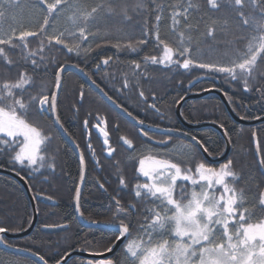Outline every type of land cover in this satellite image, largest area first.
Returning a JSON list of instances; mask_svg holds the SVG:
<instances>
[{"label": "trees", "instance_id": "trees-1", "mask_svg": "<svg viewBox=\"0 0 264 264\" xmlns=\"http://www.w3.org/2000/svg\"><path fill=\"white\" fill-rule=\"evenodd\" d=\"M4 2L6 0H0V3ZM84 2L95 7L97 4L107 3L108 0H84ZM134 2L135 0H128L129 5ZM158 2L167 4L176 3L177 0H158ZM195 2L200 5L201 11L194 12L189 19L192 30L185 31L184 27L179 29L185 31L186 37L192 40V56L201 62H215L226 60L235 51H242L246 40L239 39V32L236 30L246 27L241 26L242 22L236 18L235 10L222 7L219 12L210 13L211 19L206 23L205 20L200 19L206 12V0H195ZM147 7L154 6L149 3ZM244 11L246 16H255L252 5L247 3V0ZM128 15L130 21H124L119 15L105 12L103 19L91 27L95 39L93 35H89L87 41L81 42L79 39L76 41L81 44L82 49L90 48L86 53L83 51L80 54L69 53L63 45H55L54 42L48 45L46 37L41 35L28 38L27 50L23 49L18 40H14L15 47L4 46L13 64L7 65L0 57V82L4 80L15 82L21 72H26L31 77V86H26L28 93L34 96L42 92L50 94L55 90L54 74L59 65H75L83 69L108 96L131 112L139 121L143 120L145 124L157 128L179 129L196 137L211 155L220 156V153H224L226 144L218 129L202 126L186 127L185 130L176 113L177 104L187 94L214 90L215 92L212 91L201 97L187 99L182 106V115L192 124H223L232 145L229 156L222 163H210L194 143L173 134L171 136L174 137V141H185L193 147L191 155L176 152L175 160L190 161L189 166L193 168L194 163L199 161L219 168L221 164L231 159L232 171L236 173L237 178L235 180L228 178L229 185L239 193H243L248 208L254 207L256 214L252 215L251 220L263 219L264 208L259 206V197L264 192V174L256 158L253 133L257 134L261 156L264 159V121L256 125L235 121L219 93L223 92L226 95L238 116L249 120L257 119L256 117L264 118V95L256 91L257 88H264V60L258 57L256 70L249 79L250 91H245L242 79L231 80L223 74H211L199 68L184 70L178 66L165 67L151 63L145 65V57L161 55L162 50L156 48L152 42L142 46L137 52L126 48L118 50L114 45L118 42L117 38L122 35L141 38L138 26L145 20L149 24L154 23L155 14L129 11ZM256 19L259 17L256 16ZM211 20H217L218 24L214 36L208 37L206 33L211 26ZM42 22V13L38 10V6L34 8L30 0H21L19 8H9L5 17L0 18V27L3 28L0 38H7L5 33L9 28L14 29L17 35L21 30L39 32V25ZM57 23L60 31L69 26L66 17H62ZM222 24L223 28L219 30ZM169 25L170 20L165 18L160 26L161 33L175 45L177 37L169 31ZM51 33L52 29L49 28L48 34ZM250 34L252 32L247 33ZM41 41L45 45L43 52L45 62L34 70L31 58L26 59V56L28 51H37L38 55L34 58L39 62ZM72 42L67 41L69 44ZM119 42L126 44L127 40L122 39ZM109 57L111 58L109 64L104 65L102 60ZM133 61L140 63L141 68L136 69ZM126 78L129 82L127 88L124 87ZM193 84L194 86H190ZM141 91L144 93L143 98L139 95ZM24 99L27 101L28 96L25 95ZM152 104H155L159 111L151 108ZM57 112L63 127L79 145L86 163V178L80 199L83 216L92 222L109 219L113 213H116L115 200H119L120 204L124 203L125 208L129 210L128 220L132 221L131 231L134 236L137 221L143 219L142 210L146 206H151L136 198L134 194L135 185L148 182L137 172V167L139 160L149 152V143L143 144L138 134V126L112 108L77 72L67 70L62 74ZM26 119L41 127L46 135L52 137L44 153L47 158L45 167L38 172L19 165L13 167L10 163L13 153L5 149L0 153V165H2L0 168L10 169L22 175L28 181L35 197L43 195L55 202L53 204L37 202L38 223L30 235L15 239L4 236V240L13 247L30 249L33 253L38 252L49 264H56L76 249L100 253L106 251L119 234L110 229L86 226L76 215L74 201L81 179V164L77 153L61 136L52 117H41L35 105L28 109ZM85 120L88 121L87 128L84 124ZM98 123H101V127H106L109 133V144L114 149L111 155L106 151L103 136L94 128ZM121 137L131 140L132 148H129ZM48 164H54V169L48 168ZM121 177L125 181L124 185L120 183ZM127 202L135 206L134 212L129 209ZM32 217L30 198L22 184L15 178L0 173V227L9 229L10 232H19L13 230H25L30 225ZM62 224L68 227L57 232L42 230L45 225ZM125 245L126 243L115 255L118 264L122 261L123 257L120 255ZM81 259L74 257L65 264H81ZM0 264H37V260L0 248Z\"/></svg>", "mask_w": 264, "mask_h": 264}, {"label": "snow or ice", "instance_id": "snow-or-ice-1", "mask_svg": "<svg viewBox=\"0 0 264 264\" xmlns=\"http://www.w3.org/2000/svg\"><path fill=\"white\" fill-rule=\"evenodd\" d=\"M20 2L21 0H15V2L6 0L0 3V18L5 17L9 8H19ZM149 3L154 7L148 8ZM247 3L252 5L255 16H246L244 11L246 0H206L205 15L200 17L206 23L211 19L210 13L219 12L222 7H229L235 10L236 18L242 22V27L252 28V34L240 37L242 40H247L246 50L236 51L224 61L201 62L192 56V40L186 37L185 31L192 30V25L189 23L192 14L201 11L200 5L195 0H177L176 3L167 4L160 3L158 0H135L131 5L128 0H108L107 3L97 4L95 7L86 4L84 0H30V4L34 8L38 6V10L42 13L43 22L39 25V32L21 30L17 35L14 29L9 28L5 33L7 38H0V57L7 65H12L13 61L7 56L4 46L15 47L13 41L18 40L23 49L27 50L28 38L37 35L45 36L48 45H52L53 42L55 45H63L69 53L80 54L82 51L86 53L90 48L82 49L81 44L76 41L77 39L81 42L87 41L89 35H93L95 39V35L91 33V27L103 19L105 12L119 15L124 21H130L129 11L154 13V23L149 24L145 20L138 26L141 38L122 35L117 38L118 42L114 46L118 50L126 48L137 52L142 46L152 42L156 48L162 50L161 55L145 57V65L151 63L165 67L178 66L184 70L199 68L207 73L223 74L231 80L242 79L245 91H250L249 79L253 77L256 70L258 57L264 60L262 55L264 54V7L261 6L264 5V0L259 2L247 0ZM69 13L71 15H68ZM256 16L259 19H256ZM62 17L67 18L69 26L60 31L57 22ZM165 18L170 20L169 31L177 37L175 45L161 33L160 26ZM217 24V20H211V26L206 33L208 37L214 36ZM181 27H184L185 31H179ZM49 28L52 29L51 34H48ZM0 32H3L2 27ZM122 39H126L127 43L121 44L119 41ZM68 40L73 42L69 44ZM44 48V42L41 41L39 62L34 58L38 55L37 51L27 52L26 59L31 58L34 70L45 62ZM110 60V57L106 58L102 63L108 65ZM133 65L136 69L141 68V64L135 61ZM65 67L66 65L60 64L57 68L54 74L55 90L50 94L42 92L34 96L28 93L26 86H31V77L26 72H21L15 82L9 80L0 82V153L5 149L13 153L10 159L13 167L19 165L36 172L45 167L47 158L44 153L52 137L46 135L41 127L26 119L28 109L32 105L36 106L41 117H52L53 123L65 133L67 132L57 112V93L61 88V73ZM92 83L95 84V81L93 80ZM128 86L129 82L126 78L124 87ZM256 91L264 95V88H257ZM25 95L28 96L27 101L24 99ZM139 95L143 98V91ZM107 98L112 99L110 96ZM150 107L159 111L155 104ZM123 111L129 117L132 116L126 108ZM256 118L259 119V117ZM101 123L94 125V128L103 136L106 151L111 155L114 149L109 144V133L106 127H101ZM138 123L141 126L144 125L143 120ZM84 124L87 128L88 121L85 120ZM220 127L224 129L223 124ZM153 130L162 131L169 137L167 140L156 142L160 148L164 149H167L171 135L180 131L159 128ZM224 132L227 135V129H224ZM142 134L145 137L148 136V132L143 129ZM253 135L255 136V133ZM121 139L129 148H132L131 140L126 137ZM192 140L196 141V137L193 136ZM76 147L78 148L79 145ZM89 148H91L90 144ZM203 150L208 151L207 148ZM175 151L176 147L173 146V149H168L163 155L167 156ZM180 151L191 155L193 150L191 145H184ZM146 161H150L148 167L145 166ZM80 164L84 165L82 152ZM260 164L264 166V159L260 160ZM232 165L231 159L221 164L219 168L199 161L193 168L181 167V163L174 162L171 158L156 156L141 158L137 172L148 182L135 185L134 194L136 198L151 206H146L142 210L143 219L137 221L134 236L131 231L132 221L118 220L117 215L122 214L127 217L129 210L125 209L119 200H115L116 214L113 220H118L115 230L119 232L116 240L133 237L125 245L127 264H264V219L256 223L250 222L253 213L244 207L243 193H237L236 189L230 187L228 183V178L233 180L237 178L236 173L232 171ZM54 167V164H48V168L54 169ZM81 178L83 179V167ZM120 183L125 184L122 177ZM217 191L220 192L219 195ZM75 199L76 211L83 218V213L79 211V187L76 189ZM259 206L264 208V192L260 194ZM129 209L134 212L135 206L129 205ZM45 227L57 226L45 225ZM22 230L14 229L13 231ZM8 231L9 229L0 227V234H6ZM6 243L3 235H0V244L6 245ZM14 251H28L31 256L37 258V264H48L45 257L38 252L33 253L30 249L19 248ZM57 264L60 262L58 261ZM100 264H113V261H101Z\"/></svg>", "mask_w": 264, "mask_h": 264}, {"label": "water", "instance_id": "water-1", "mask_svg": "<svg viewBox=\"0 0 264 264\" xmlns=\"http://www.w3.org/2000/svg\"><path fill=\"white\" fill-rule=\"evenodd\" d=\"M67 70H71V71L77 72L81 77H83L85 79V81L95 91H97L103 97V99L112 108H114L117 112H119L121 115H123L131 123L135 124L136 126H138L140 128H146V129H150L151 131L163 133L162 131L153 130V129H156L157 127H151V126H148V124H145V123H144L143 126L139 125V123H138L139 120L136 117H134L133 115L131 117H129L127 115V113L123 111V109H125V108H123L114 99L109 100L107 98L109 96L105 95V92L100 87H97L96 83L95 84L92 83V81H93L92 78L83 69L78 68L75 65L66 64V67H65L64 71H67ZM64 71L61 73V83H62V74L64 73ZM89 77H90V79H89ZM60 90H61V88L59 89V91L57 93V98L59 96ZM212 91H214V90H206V91L201 92V93H189V94H187L177 104L176 113H177L178 118L180 119L181 123L185 127L198 128V127H202V126H212V127L216 128V129H218L221 132V134H222V136L224 137V140H225L226 149H225L224 153L221 154L220 156L209 155L208 151L204 152L203 149L205 147L203 146V144L198 139H196V141H193L192 140V136L188 135L187 133H185L183 131H179V133L174 134V135L181 136V137L189 140L190 142L194 143L199 148V150L202 152V154L204 155L206 160H208L210 163L219 164V163L224 162L227 159V157L229 156V154L231 152V149H232V145L230 143V139H229L228 135H225L224 129H222L220 127V125H218L216 123L192 124V123L188 122L184 118V116L182 115V106H183V104L185 103V101L187 99L201 97V96H203L205 94H208V93H210ZM219 94H220V96H221V98L223 100V103L225 104L227 110L229 111L231 117L235 121H237L239 123L247 124V125H256V124H259L260 122L264 121V118L249 120V119H245V118H242V117L238 116L236 114V112L233 110V108H232L229 100L227 99L226 95L223 92L219 93ZM57 129L60 132L61 136L65 140H67V142L72 146V148L75 150V152L77 153V155H78V157L80 159L81 150L79 149V147L78 148L76 147L77 144L75 143V141L71 138V136L68 134V132L65 133L64 131H62L58 127H57ZM159 129H162V128H159ZM141 135L143 136V134H141ZM143 138L145 140L152 141L149 136H147V137L143 136ZM253 143H254V150H255L256 158L258 160L259 167L261 169L262 174H264V166H262L260 164V160L262 159V156H261L260 145H259L257 134H255V136H253ZM82 167H83V179L82 178L80 179L79 186H78L79 189H80V199H81V195H82L83 188H84V182H85V178H86V163H85V160H84V165L81 166V171H82ZM0 173L7 174V175L15 178L16 180H18L22 184V186L24 187L26 193L28 194V197L30 198V202H31L32 210H33V217H32L31 223L25 230L19 231V232H10V231H8L6 234H0V235H3V238L5 236V237H9V238H14V239L15 238L26 237V236L30 235V233L34 230V228L36 227V225L38 223L37 202L40 201V202L53 204L55 201H53L52 199H49L48 197H45L43 195H38L37 197H35L34 194L32 193V190H31L29 184H28V181L22 175H20L19 173L15 172L13 170H10V169H6V168H0ZM80 199H79V205H80ZM74 204H75V211H76V199L74 201ZM79 211L82 212L81 208H79ZM76 215H77L78 220L82 224H84L86 226L97 227V228H101V229H110V230L116 231L115 230V224L116 223H100V222L93 223L92 221L86 219L84 216L82 218L77 211H76ZM61 226H63V227H61ZM67 227H68V225H66V224L65 225L64 224L57 225V227H48V228H46L44 226V227H42V230L45 231V232H57V231L65 230ZM116 232L119 234L118 231H116ZM127 239L116 240L110 248H108L106 251L101 252V253L90 252V251L83 250V249H76V250L68 253L59 262H60V264H65L66 262H68L70 259H72L74 257H81V258L85 259V262L83 264H89V262H91V264H100L101 261H106V260H112L113 264H118L117 261L115 260V255L120 251L121 247L125 244ZM0 248H2L3 250H5L7 252H10V253L20 254V255H23V256H26V257H30V258H32L34 260H37V258L31 256L28 251H22V252L14 251V249H17V248L9 245L8 243H6V245L5 244H0ZM109 249H111V250L109 251Z\"/></svg>", "mask_w": 264, "mask_h": 264}, {"label": "flooded vegetation", "instance_id": "flooded-vegetation-1", "mask_svg": "<svg viewBox=\"0 0 264 264\" xmlns=\"http://www.w3.org/2000/svg\"><path fill=\"white\" fill-rule=\"evenodd\" d=\"M135 125V124H134ZM148 126H151V127H154V126H152V125H148ZM182 126L184 127V125L182 124ZM185 128V130L187 129L186 127H184ZM142 129H143V131H146V132H148V136L151 138V140L152 141H148V140H145L144 138H143V136L141 135L142 134ZM138 134L140 135V137H141V139H142V143L144 144V143H149V147L148 148H150L149 149V152L148 153H145L144 154V157H148L149 155L150 156H156L157 158H171V159H173V161L175 162V158H176V154L175 153H171L170 155H167V156H165V155H163V153H165L168 149H172V147L176 144V141H174V137H170V143L167 145V149H164V148H160L159 146H158V144L156 143V142H158V141H164V140H167V139H169V137L167 136V135H164V134H161L160 132H155V131H151L150 129H146V128H140V127H138ZM143 158V157H142ZM196 163V162H195ZM194 163V164H195ZM211 167H213V166H211ZM215 168H218V167H216L215 166ZM129 205H133V204H131L130 202H127ZM122 206L125 208V205H124V203L122 204ZM126 209V208H125ZM249 210H250V212L251 213H253V214H256V213H254L255 212V210H254V207H250V208H248ZM114 214H116V213H113L112 214V216H110V218L109 219H101V220H96V221H98V222H100V223H118V220L119 219H121V218H123L124 220H125V222L126 221H129L128 219V216L127 217H125L124 215H122V214H117L118 215V217H121V218H118V220H116V221H114L113 220V216H114ZM120 215V216H119ZM4 239V238H3ZM5 241V240H4ZM94 252V251H93ZM96 253H100V252H98V251H95ZM82 261H81V264H83L84 262H85V259H81ZM116 260V259H115ZM96 261V260H95ZM117 261V260H116Z\"/></svg>", "mask_w": 264, "mask_h": 264}, {"label": "rangeland", "instance_id": "rangeland-1", "mask_svg": "<svg viewBox=\"0 0 264 264\" xmlns=\"http://www.w3.org/2000/svg\"><path fill=\"white\" fill-rule=\"evenodd\" d=\"M222 28H223V24H222V27L219 28V30H221ZM230 31H232V29H231ZM236 32H239V36H238V38L240 39V37H242V36H247V33L252 32V28H250V27H247V28H238V29L236 30ZM244 46H245V47H244V49H242V51L246 50L247 40H246V44H245ZM239 51H240V50H239ZM235 52H236V51H235ZM230 56H231V54H230ZM184 145H190V144L187 143V142H185V141L177 140V141H176V145H174V146L176 147V151L173 152V153H176V152L179 153V152H181L180 149H181ZM192 148H193V147H192ZM172 149H173V147H172ZM149 156H150V155H149ZM175 162H177V160H175ZM177 163H181V167H185V166L190 167V166H189L190 163H185V162H177ZM149 164H150V161H146L145 166L148 167ZM194 165H195V164H194ZM229 186H230V187H233L232 185H229ZM237 193H239V192L237 191ZM219 194H220V192L217 191V195H219ZM185 202H186V201H185ZM244 207H245V208H248L247 205H246V203H244ZM263 219H264V218H263ZM250 222L256 223V222H259V220H257V221H252V220H250ZM128 240H129V239H128ZM128 240H127V242H128ZM127 242H126V244H127ZM120 256L123 257V258H122V261H121L120 264H126L125 249H124V251L122 252V254H121Z\"/></svg>", "mask_w": 264, "mask_h": 264}]
</instances>
